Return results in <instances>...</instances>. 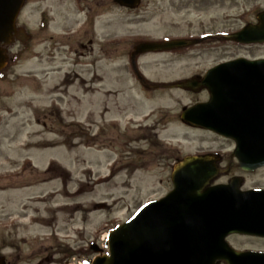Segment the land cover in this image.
I'll return each instance as SVG.
<instances>
[{"label":"rangeland","instance_id":"374dc122","mask_svg":"<svg viewBox=\"0 0 264 264\" xmlns=\"http://www.w3.org/2000/svg\"><path fill=\"white\" fill-rule=\"evenodd\" d=\"M75 1L26 0L17 19L30 39L8 48L13 57L0 77V224L33 243L22 254L62 243L73 252L65 256L70 264H82L96 256L91 244L106 252L111 229L167 194L175 157L230 146L176 119L192 96L143 93L127 53L144 38L211 35L196 49L136 59L152 82L202 74L228 59L264 58V44L216 39L255 24L264 0H140L132 9L114 0ZM88 13L100 17L94 29L93 21L87 26L91 45L78 50ZM152 125L156 134L144 128ZM249 185L263 187L264 175L248 177ZM229 241L237 250L264 249L247 236Z\"/></svg>","mask_w":264,"mask_h":264},{"label":"water","instance_id":"95a60500","mask_svg":"<svg viewBox=\"0 0 264 264\" xmlns=\"http://www.w3.org/2000/svg\"><path fill=\"white\" fill-rule=\"evenodd\" d=\"M135 8L140 0H114ZM25 0H0V71L8 63L7 46L29 40L16 28ZM257 23L225 37L239 44L264 43V11ZM194 42H146L135 54L186 47ZM201 85L207 103L186 109L181 119L236 144L243 169L264 165V59H238L209 70ZM253 166V167H252ZM215 176L208 156L186 157L172 171L173 190L140 208L108 234V255L85 264H264V253L237 252L229 235L264 238V191L240 192L237 183L207 188ZM91 249L100 253L95 245Z\"/></svg>","mask_w":264,"mask_h":264},{"label":"flooded vegetation","instance_id":"af4514ba","mask_svg":"<svg viewBox=\"0 0 264 264\" xmlns=\"http://www.w3.org/2000/svg\"><path fill=\"white\" fill-rule=\"evenodd\" d=\"M80 2H81V0L75 1V3H77V4L79 3V5L81 4ZM78 11H79V13H83V9L79 8ZM83 16H84V21L79 28L80 30L76 35L77 38L75 41V46L77 47L78 50L79 49H87V46L91 45V43H92L90 41V39L86 41L85 37L87 36V28H88L87 26L92 24L93 17L91 18L89 13L87 15H83ZM99 17H100V14L95 15L93 24L96 21V19ZM92 29H94L93 26H92ZM72 34L73 33H71L70 36H72ZM78 34L81 35V39H78ZM210 36H211L210 34H208L204 37L203 36L198 37L197 35H191V37L187 36L188 38H185V39L190 40V41H196V43H194V44H192L186 48H181L178 50L165 51V52H161V53H169V52H173V51L176 52L179 50H186L188 48H195V49L199 48V46H201V44L203 42H206L209 38H211ZM181 38H184V37H179V38L177 37V38H171V39L166 38V40L181 39ZM145 39L146 38H144L143 41H148ZM216 39L218 41H220V40L222 41L220 36H216ZM140 42H141L140 40L136 41L135 45L132 46L130 52H128L127 54L129 56V59H130L129 61H130L131 69H132L133 73L135 74V79H136L137 83L140 84L141 88L144 90V92L142 91L143 93L151 94L153 92H158L160 90L170 91L171 88L179 89V90H181V91L185 92L186 94L193 97L192 101H190V103H188V105H186V107H190V106L195 105V104H204L210 99V95H209L208 90L201 85L202 78L205 75L206 71L202 74H194L188 78L176 80L173 82H159V81L152 82L151 80L146 79L142 75H140L136 69L135 60L141 56H145L148 54H154L151 52L140 54V55L135 54V46ZM227 43H230V42H227ZM230 44L234 45V43H230ZM71 46L72 45H70V47ZM74 50L75 49L72 48L73 52H74ZM233 59H236V58H233ZM233 59L224 60L222 62L230 61ZM212 67H210V68H212ZM147 97H149V96H147ZM176 119L178 121H180L181 124L188 129H191L193 131L200 132L203 134H208L211 137H215L219 141L227 142L230 145L229 147H226L227 149H225L223 151H221L220 149H218V150L208 149L207 151H204L202 153L192 155V156H197V157L208 156L213 161L214 168H215V176L208 183L207 188L215 187V186H228L230 184L237 183L238 190L240 192H243V193L244 192H251V191H264V186L263 187L257 186V185L246 186V181H247L248 177L254 176L257 174L259 175V173L264 175V165L259 166V167H255L253 169H243L240 166L239 161L237 160V158L234 155V151L236 149V144L232 140L223 139V138L219 137L218 135H216L210 131L203 130V129L196 128V127H192L188 123L182 122L180 115H178ZM144 128L149 130L150 133L156 134L155 125L145 126ZM178 161H180V158L175 157L174 163L176 164ZM170 184H171V182H170ZM171 190H172V185H171L170 190L167 192V194ZM11 227L12 226H10L9 224H4V225L0 224V264H28L32 260H33L32 262H35V264H54L55 262H58L59 256L64 257L63 259H65V256L70 252V247L68 244L56 243L52 247V245L45 246L42 243V245L40 247L33 248V249L29 250L26 254H22L23 248L26 247L27 245L29 247H31L32 246L31 244H33V243L27 244L24 240H18L17 239L18 235H17L16 231H14V233L11 234V232H9L7 230V229H11ZM230 238H231V236L226 238V241L229 243V245H231L230 241H229ZM250 238H252V237H250ZM254 239H257V240L264 243V238H254ZM20 242H22V243H20ZM242 251H254V252L264 253L263 248L245 249ZM51 253H53V254H51ZM57 256H58V258H57Z\"/></svg>","mask_w":264,"mask_h":264},{"label":"trees","instance_id":"16d2710c","mask_svg":"<svg viewBox=\"0 0 264 264\" xmlns=\"http://www.w3.org/2000/svg\"><path fill=\"white\" fill-rule=\"evenodd\" d=\"M3 74H4V71H3L2 73H0V77H1ZM68 254H70V256H72V255H73V252L70 250V252H69Z\"/></svg>","mask_w":264,"mask_h":264},{"label":"bare ground","instance_id":"6f19581e","mask_svg":"<svg viewBox=\"0 0 264 264\" xmlns=\"http://www.w3.org/2000/svg\"><path fill=\"white\" fill-rule=\"evenodd\" d=\"M17 193H15V195H16Z\"/></svg>","mask_w":264,"mask_h":264}]
</instances>
